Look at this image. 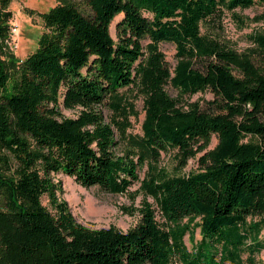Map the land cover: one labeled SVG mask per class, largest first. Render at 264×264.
I'll list each match as a JSON object with an SVG mask.
<instances>
[{"label":"trees","instance_id":"trees-1","mask_svg":"<svg viewBox=\"0 0 264 264\" xmlns=\"http://www.w3.org/2000/svg\"><path fill=\"white\" fill-rule=\"evenodd\" d=\"M10 4L0 0V264H264V34L240 51L203 31L264 0H87L90 12L64 0L41 13L45 31L24 59L5 48ZM163 41L176 45L174 68ZM169 84L214 98L181 102ZM135 94L141 134L129 132ZM63 107L81 110L65 117ZM171 149L180 167L205 151L202 169L160 166ZM145 165L141 190L164 221L145 200L128 230L79 223L52 176L124 193Z\"/></svg>","mask_w":264,"mask_h":264},{"label":"rangeland","instance_id":"rangeland-1","mask_svg":"<svg viewBox=\"0 0 264 264\" xmlns=\"http://www.w3.org/2000/svg\"><path fill=\"white\" fill-rule=\"evenodd\" d=\"M64 0H11L9 9L13 13L11 20V29L8 37L5 39V48L7 55H15L17 58L24 59L38 47V41L41 34L45 31L41 13L49 10L51 7L63 2ZM86 7L87 0H67ZM122 18L117 16L111 24V33L115 40H118L116 25ZM17 28V30H14ZM204 32H210L220 38L223 42L240 51H245L254 45L253 37L256 34H264V5L255 4L247 8H236L233 11H226L219 20L206 23L203 27ZM146 43V41H145ZM162 51L166 55L169 65L174 68L177 63V48L173 42L163 41L160 43ZM7 57V56H6ZM204 61H198V67H203ZM171 96L176 97L181 102L200 101L206 104L208 100L214 98L210 90L201 91L193 95H180L179 91L172 87L166 86ZM131 99L134 101L137 116H132V127L129 132L142 133V124L145 117L143 97L135 94ZM81 108L67 109L62 108L61 113L65 117H76ZM107 115L109 111L104 108ZM218 142L216 135H213L209 149L213 148ZM205 151L199 152L196 156L189 159L184 167L178 165L176 152L171 149L163 152L160 159V166L165 167L171 173L189 174L193 171L201 170V156ZM147 171V165L139 168V179L135 181L127 192L113 193L101 188L98 185L84 186L80 184L75 177L61 171L52 173V176L59 185L57 192L58 199L66 201L76 220L90 228L99 229L114 226L120 230H128L138 224L141 220L140 207L146 200L152 204L156 210L157 219L163 222V217L159 206L151 196H146L141 190V180ZM42 202L54 214L56 213L55 205L48 194L42 196ZM264 238V230L262 231ZM201 239L200 229L196 230L194 239L189 235L185 236V243L192 249L193 243ZM258 258L264 261V249L257 254ZM247 254L244 255V258ZM225 264H234L230 261Z\"/></svg>","mask_w":264,"mask_h":264},{"label":"built area","instance_id":"built-area-1","mask_svg":"<svg viewBox=\"0 0 264 264\" xmlns=\"http://www.w3.org/2000/svg\"><path fill=\"white\" fill-rule=\"evenodd\" d=\"M14 30H17V28H14Z\"/></svg>","mask_w":264,"mask_h":264}]
</instances>
